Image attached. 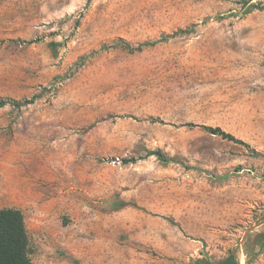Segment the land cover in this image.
Instances as JSON below:
<instances>
[{
    "label": "rangeland",
    "instance_id": "1",
    "mask_svg": "<svg viewBox=\"0 0 264 264\" xmlns=\"http://www.w3.org/2000/svg\"><path fill=\"white\" fill-rule=\"evenodd\" d=\"M243 1L0 0V208L34 264H264V0Z\"/></svg>",
    "mask_w": 264,
    "mask_h": 264
},
{
    "label": "trees",
    "instance_id": "2",
    "mask_svg": "<svg viewBox=\"0 0 264 264\" xmlns=\"http://www.w3.org/2000/svg\"><path fill=\"white\" fill-rule=\"evenodd\" d=\"M243 2L248 3V0H244ZM261 6L264 7L261 2L250 4V8H262ZM188 31L189 29H179L171 34V36ZM34 100L35 97H32L31 99H26L24 102H17L16 104L18 106L27 105L33 103ZM9 102L6 99H0V107L5 106ZM206 129L222 138L244 143L242 139L237 138L220 126H206ZM134 160L135 158H124L123 162L128 163ZM0 264H34L31 257V243L25 217L22 210L17 207L0 208ZM194 264H240V260L234 252L218 260H212L209 257L198 258Z\"/></svg>",
    "mask_w": 264,
    "mask_h": 264
}]
</instances>
